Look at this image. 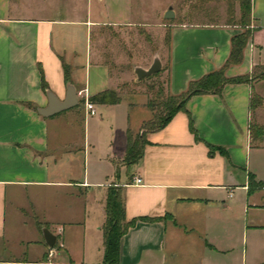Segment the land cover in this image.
Segmentation results:
<instances>
[{"label":"crops","instance_id":"1","mask_svg":"<svg viewBox=\"0 0 264 264\" xmlns=\"http://www.w3.org/2000/svg\"><path fill=\"white\" fill-rule=\"evenodd\" d=\"M152 1L160 0H69L66 8L61 1L38 12L0 0V239L9 242L10 209L16 223H25L31 213L57 236L53 256L45 239H38L35 258L29 250L14 258L0 251V264H103L111 188L121 189L125 222L135 220L121 239L119 264H248L247 250L240 247L249 239L252 258L264 264V134L252 130L259 82L252 74L264 66V0H251L252 33L243 60L226 69L229 78L250 80L191 96L185 110L146 135L137 162L126 161L129 133L152 113L133 128L131 112L146 110L147 101L135 104L122 96L117 104L94 103L97 114L91 115L78 96L82 89L91 97L122 87L94 39L103 26L165 28L173 95L221 69L232 38L245 29L227 20L230 9L222 21L165 23L173 10L167 3L156 8V21L148 20L143 8ZM234 14H241L238 0ZM44 81L60 100L74 85L79 103L41 115L38 109L49 104ZM80 108L96 117L82 120L76 138L71 127ZM62 125L70 127L64 139ZM251 176L263 185L250 188ZM71 224L82 226L77 242L67 236ZM92 226L97 232H89Z\"/></svg>","mask_w":264,"mask_h":264},{"label":"rangeland","instance_id":"2","mask_svg":"<svg viewBox=\"0 0 264 264\" xmlns=\"http://www.w3.org/2000/svg\"><path fill=\"white\" fill-rule=\"evenodd\" d=\"M63 1V8H66L69 0H12V5L19 3L21 6H25L26 10H36L43 6L52 7L60 6V2ZM55 2V3H54ZM167 3L168 6L173 7L175 17L171 19H164L165 23H172L180 20H188L192 22H206V21H222L226 18V10L230 9V13L227 17L228 21L240 22L239 15L234 14L236 6V0H160L152 1L146 4L143 10L146 11V17L148 20H157L156 8L160 5ZM85 6V5H84ZM39 12V11H38ZM224 13V14H223ZM168 31L165 28L147 27V28H135L133 30H127L125 28L114 26H103L101 29L94 32V39L96 42H100V48L104 55L107 56L110 63L112 74L120 76L122 87L119 90L121 96L130 98V102L142 104L147 101V106L153 104L154 110L149 109L142 110L138 107L134 108L131 112V124L133 128H136L137 122L142 118L156 117L161 112L159 87L160 84H164L166 88L167 80V67H168V53H169V40ZM158 55L163 58L161 72L157 76L150 78L139 79L135 73L136 67L148 68L152 64L155 56ZM253 76L256 77L258 84L255 85L256 93L253 100V112H252V130L254 134H264V66L255 69ZM149 77V76H148ZM154 87V88H153ZM142 98L144 101H142ZM67 112V111H66ZM65 112V113H66ZM71 112V111H70ZM74 112V111H73ZM69 113V112H68ZM76 118V124H74L72 130L75 137L80 138L82 129V120L85 118H92L96 116H88L81 108L78 110ZM70 127L62 125L59 127L61 133V139L65 138V131ZM57 130V128H56ZM80 130V131H79ZM141 132V128L137 131H133V135L136 136ZM264 137V136H263ZM73 207L77 208L78 204ZM11 208V207H10ZM48 208V205L45 206ZM14 212L10 209V216L8 221L9 242L4 245V241L0 239V251H3V255L6 257H20L24 256V252L29 250L27 254L30 259L39 255V245L36 244L38 239L43 241L42 230L44 226L42 223H37L36 216L29 213L27 221L25 223H16L14 220ZM40 220L43 216H39ZM36 219V220H35ZM39 220V219H38ZM94 226V225H93ZM92 226V233L97 232ZM91 228V227H90ZM67 236L71 241L77 242L80 240V233L82 232V226L77 229L74 225H66ZM90 232V233H91ZM104 232V228H103ZM7 235V234H6ZM256 240V237L253 238ZM3 248V249H2ZM5 248V249H4ZM247 250L248 264H259V258L255 255L252 258L253 245L251 239L244 246L240 247V250ZM78 251V250H77ZM80 251V250H79ZM241 252V251H240ZM77 254V255H76ZM77 260L81 257L76 252ZM251 256V257H250ZM259 262V263H258Z\"/></svg>","mask_w":264,"mask_h":264},{"label":"trees","instance_id":"3","mask_svg":"<svg viewBox=\"0 0 264 264\" xmlns=\"http://www.w3.org/2000/svg\"><path fill=\"white\" fill-rule=\"evenodd\" d=\"M241 4L240 23L244 26V31L232 38V50L226 64L219 70L209 73L190 84L187 92L181 95H173L168 89V77L166 80V88L164 84H160L159 92L162 93V100H160L161 112L156 117L145 121L141 127V132L136 136L132 132L129 133L128 146L126 153V161L128 163L137 162L143 155L144 146L147 142L146 135L150 132L158 131L164 128L173 116L186 109V104L191 96L197 93H220L225 84L231 82H247L250 80L249 75L229 78L226 76V69L238 64L243 60V51L251 36L252 30L250 28L251 22V0H238ZM262 67L257 66L255 69ZM255 71V70H254ZM161 72H157L147 78L157 76ZM252 78H256L252 74ZM44 88L48 89L44 81ZM154 88V87H153ZM90 100L96 104H117L122 100L119 91L115 89H108L98 94L92 95ZM149 109L154 110L153 104L148 105ZM191 129L195 132L193 122L191 120ZM263 183L256 182L251 176L250 188L255 189L262 186ZM107 220L104 224V259L103 264H119L121 239L124 234L135 224V220L125 222V203L120 188H111L108 193L106 203Z\"/></svg>","mask_w":264,"mask_h":264},{"label":"water","instance_id":"4","mask_svg":"<svg viewBox=\"0 0 264 264\" xmlns=\"http://www.w3.org/2000/svg\"><path fill=\"white\" fill-rule=\"evenodd\" d=\"M165 16L167 18L175 17V13L172 10V8L167 11ZM161 69H162V60L158 55H156L150 67L148 68L136 67L134 71L137 77L141 79L151 76L159 72ZM47 93L49 100L48 106L38 109V112L45 117H49L61 111L67 110L79 103V99L77 97V90L72 84L68 85L67 96L66 99L64 100H60L57 97V95L53 93L50 89H47ZM43 235L46 244L49 247L53 248L56 245L57 236L54 233H52L48 228L43 229Z\"/></svg>","mask_w":264,"mask_h":264},{"label":"built area","instance_id":"5","mask_svg":"<svg viewBox=\"0 0 264 264\" xmlns=\"http://www.w3.org/2000/svg\"><path fill=\"white\" fill-rule=\"evenodd\" d=\"M78 96L84 102V106L89 114L91 115L97 114V109L95 107V104L90 100L88 89H82L78 91ZM136 183L137 184L142 183V179L140 177L136 178ZM54 251L55 250L53 248L50 250V256L54 255Z\"/></svg>","mask_w":264,"mask_h":264}]
</instances>
